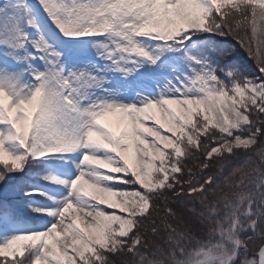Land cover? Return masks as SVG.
I'll return each mask as SVG.
<instances>
[{
  "label": "snow or ice",
  "instance_id": "obj_1",
  "mask_svg": "<svg viewBox=\"0 0 264 264\" xmlns=\"http://www.w3.org/2000/svg\"><path fill=\"white\" fill-rule=\"evenodd\" d=\"M0 264H264V0H0Z\"/></svg>",
  "mask_w": 264,
  "mask_h": 264
},
{
  "label": "trees",
  "instance_id": "obj_2",
  "mask_svg": "<svg viewBox=\"0 0 264 264\" xmlns=\"http://www.w3.org/2000/svg\"><path fill=\"white\" fill-rule=\"evenodd\" d=\"M250 35V32H249ZM231 39V38H229ZM234 42V41H233ZM241 52H243L244 60L246 61V66L249 67L252 71H256V61L254 58L250 59L248 57L247 52H244L243 49H241Z\"/></svg>",
  "mask_w": 264,
  "mask_h": 264
},
{
  "label": "rangeland",
  "instance_id": "obj_3",
  "mask_svg": "<svg viewBox=\"0 0 264 264\" xmlns=\"http://www.w3.org/2000/svg\"><path fill=\"white\" fill-rule=\"evenodd\" d=\"M32 2H35V0H32ZM114 119V118H113Z\"/></svg>",
  "mask_w": 264,
  "mask_h": 264
}]
</instances>
